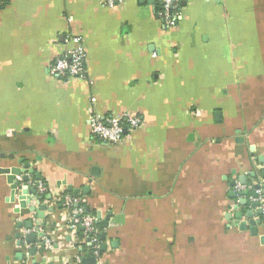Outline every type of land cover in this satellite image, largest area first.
Here are the masks:
<instances>
[{
	"label": "crops",
	"instance_id": "1",
	"mask_svg": "<svg viewBox=\"0 0 264 264\" xmlns=\"http://www.w3.org/2000/svg\"><path fill=\"white\" fill-rule=\"evenodd\" d=\"M158 5H0V170L24 169L36 192L21 207L0 172V264H264V212L255 232L234 217L264 192V0H178L171 26ZM74 36L86 78L64 80L48 67ZM92 112L141 123L103 142Z\"/></svg>",
	"mask_w": 264,
	"mask_h": 264
},
{
	"label": "built area",
	"instance_id": "2",
	"mask_svg": "<svg viewBox=\"0 0 264 264\" xmlns=\"http://www.w3.org/2000/svg\"><path fill=\"white\" fill-rule=\"evenodd\" d=\"M4 0H0V5ZM121 0H103L104 4L108 7L114 6ZM159 15L163 21L171 26L176 23L178 18V0H159ZM71 42V46L69 45ZM66 46L50 63L48 70L50 74L64 79H85L86 78V64H85V50L81 44L80 37L74 36L65 42ZM141 120L138 116L133 114H114V115H101L96 112L90 113L89 125L93 135L100 141L119 144L122 142L124 135L128 131H132L139 126ZM38 187L44 189V185L39 183ZM237 188L241 189V185L237 183ZM257 198L264 208V192L257 189ZM79 199L71 196L64 197V205L67 207L78 204ZM80 216V224L83 227L84 235L89 239L92 244V254L96 257L99 256L98 243L95 235L97 229L94 226V217L85 213L83 207L75 206L70 210V222H75ZM78 220V219H77ZM91 235V236H90ZM75 263L81 264V256H75Z\"/></svg>",
	"mask_w": 264,
	"mask_h": 264
},
{
	"label": "water",
	"instance_id": "3",
	"mask_svg": "<svg viewBox=\"0 0 264 264\" xmlns=\"http://www.w3.org/2000/svg\"><path fill=\"white\" fill-rule=\"evenodd\" d=\"M25 168H28V165L25 166ZM29 171H31V169L29 168ZM0 172L2 173H5L7 176V182L10 184L11 186V189H12V192H11V198L13 199L14 197V193H15V190H20L21 191V195L18 196L19 200H20V206L21 207H25L26 206V194L28 193V190H31L34 194L36 193L35 190L33 189H30L26 183L28 182L29 178H28V175L26 173H24V169H21V168H17V167H11V168H5V169H1ZM17 176H19L17 178ZM242 178V177H240ZM243 180V179H242ZM244 181V180H243ZM22 183H25V184H22ZM260 188V185L259 184H255L253 185V187H250L249 190H252V189H259ZM68 190H73V192H75L77 189H71V187H68ZM254 198L256 199L257 198V193H254ZM245 202V199H243L241 201V203H236L234 208L237 210L239 208V205L241 204H244ZM252 206L255 207V209H252V208H246L244 210H238L234 213V217L236 220H239V219H242V217H244L246 220H243L239 223L240 225V228H244L247 226H250V230L252 232H255V229H256V224L257 223H260V219L257 218V219H254V215L255 213H258V214H262L264 212V209L259 206V201L256 200V201H253L252 203ZM34 208L32 207L31 210H33ZM232 217V215H230V218ZM264 221V219H263ZM105 225H107V222L104 223ZM28 228H31V223L28 224ZM40 235H43V234H40ZM101 238L104 237V234H101L100 235ZM28 239L31 241L34 239V234H29L28 235ZM104 247H102L103 249Z\"/></svg>",
	"mask_w": 264,
	"mask_h": 264
},
{
	"label": "trees",
	"instance_id": "4",
	"mask_svg": "<svg viewBox=\"0 0 264 264\" xmlns=\"http://www.w3.org/2000/svg\"><path fill=\"white\" fill-rule=\"evenodd\" d=\"M158 9L160 8V5H158V7H157ZM71 207H73V206H71ZM84 211H85V213H88L89 211L88 210H86V209H84ZM79 220L81 219V217L79 216V217H77ZM80 222V221H79ZM79 235H80V237H81V239H83V243H82V246H83V249H86V247H87V243L89 242V239L84 235V231H79ZM91 235H95V237H97L98 236V234H91ZM90 235V236H91ZM85 238V239H84Z\"/></svg>",
	"mask_w": 264,
	"mask_h": 264
}]
</instances>
